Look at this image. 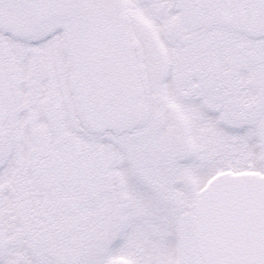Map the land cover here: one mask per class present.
Here are the masks:
<instances>
[{"label": "snow or ice", "instance_id": "obj_1", "mask_svg": "<svg viewBox=\"0 0 264 264\" xmlns=\"http://www.w3.org/2000/svg\"><path fill=\"white\" fill-rule=\"evenodd\" d=\"M0 264H264V0H0Z\"/></svg>", "mask_w": 264, "mask_h": 264}]
</instances>
